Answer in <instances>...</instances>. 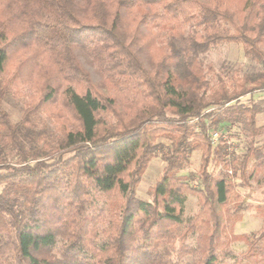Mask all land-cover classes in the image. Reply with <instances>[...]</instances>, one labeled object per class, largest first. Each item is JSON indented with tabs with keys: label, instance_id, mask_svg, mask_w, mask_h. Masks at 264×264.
Listing matches in <instances>:
<instances>
[{
	"label": "trees",
	"instance_id": "trees-1",
	"mask_svg": "<svg viewBox=\"0 0 264 264\" xmlns=\"http://www.w3.org/2000/svg\"><path fill=\"white\" fill-rule=\"evenodd\" d=\"M223 42L264 66V0H0V264H219L231 232L248 248L229 264H264V225L233 233L246 209L235 178L264 174L262 109L233 101L264 90V70L211 82L200 57ZM22 83L36 92L14 121L3 101ZM48 105L67 113L55 145L35 129ZM240 122L252 140L237 156L210 130ZM196 150L200 186L181 173Z\"/></svg>",
	"mask_w": 264,
	"mask_h": 264
},
{
	"label": "rangeland",
	"instance_id": "rangeland-1",
	"mask_svg": "<svg viewBox=\"0 0 264 264\" xmlns=\"http://www.w3.org/2000/svg\"><path fill=\"white\" fill-rule=\"evenodd\" d=\"M225 26H229L224 23ZM164 40H167V35L161 34ZM201 61L204 65V71L207 78L211 82H216L219 77L226 78L232 81L234 76H242L247 72H255L264 70V66L255 62L252 58L246 55L243 45L239 42H223L211 48L207 53L201 55ZM12 70V63L9 66ZM35 85L30 83H22L19 86H15L5 97L3 104L11 115L12 120L18 121L23 116L24 110L30 100V96L34 94ZM233 103H239L244 105L257 104L261 107V112L257 115V125L264 124V90H259L253 94H247ZM59 105L45 106L34 117V121L37 123L35 129L44 130L46 133V141L52 145H55L56 140L60 136V130L58 129L57 114L66 115L65 110ZM214 128L210 130V135L214 134ZM218 132L222 134L224 138H228L230 143V149L234 151L237 156H242L249 142L252 140V136L249 133L248 127L245 123L240 122L235 125L225 124ZM161 142L169 144L167 139H160ZM254 142L257 145L264 144V133L256 136ZM167 152V150H165ZM201 150H196L191 155V164L183 170L182 174H194L191 177V183L194 186H200V182L197 178V172L200 169L201 164ZM8 158L11 161L16 162L17 158L13 154H9ZM166 162L161 154L155 156L149 163L142 180L137 187V196L145 201H152V194L150 187L155 184L157 178L162 174ZM209 171L214 175H222L227 168L224 165H217L216 162H211ZM231 170H229L230 172ZM237 183V189L243 198L246 200V209L243 211V218L235 223L233 233L240 235L246 233H252L258 231L264 225V213L262 208L264 207V174L262 171L253 172L251 176V185L249 187L244 186L241 183L239 177L234 180ZM199 207V201L196 195L189 194L185 203V215L192 216L195 214ZM230 233V232H229ZM228 233V234H229ZM231 235L232 232L230 233ZM230 236L226 251H232L236 255H240L246 251L248 245L243 239H235ZM190 244H195V236H191L188 240ZM179 243V242H178ZM177 243V244H178ZM222 251L219 264H229L234 258L226 257L225 252ZM221 252V251H220ZM191 256H183L180 258L182 264H188Z\"/></svg>",
	"mask_w": 264,
	"mask_h": 264
},
{
	"label": "built area",
	"instance_id": "built-area-1",
	"mask_svg": "<svg viewBox=\"0 0 264 264\" xmlns=\"http://www.w3.org/2000/svg\"><path fill=\"white\" fill-rule=\"evenodd\" d=\"M220 136H222V134H220L218 131H215L214 134H212L213 142L216 143Z\"/></svg>",
	"mask_w": 264,
	"mask_h": 264
}]
</instances>
